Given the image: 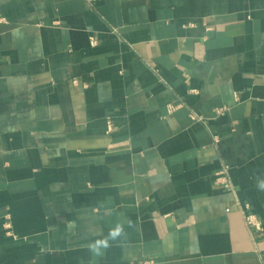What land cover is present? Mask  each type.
<instances>
[{
  "label": "crops",
  "instance_id": "obj_1",
  "mask_svg": "<svg viewBox=\"0 0 264 264\" xmlns=\"http://www.w3.org/2000/svg\"><path fill=\"white\" fill-rule=\"evenodd\" d=\"M260 182L264 0H0V264H264Z\"/></svg>",
  "mask_w": 264,
  "mask_h": 264
},
{
  "label": "clouds",
  "instance_id": "obj_2",
  "mask_svg": "<svg viewBox=\"0 0 264 264\" xmlns=\"http://www.w3.org/2000/svg\"><path fill=\"white\" fill-rule=\"evenodd\" d=\"M259 188L264 189V182H260L258 185ZM123 226L117 224L114 229H111L109 232L108 237L104 239L97 240L94 243L89 244V249L96 255H101V249H107L110 244V240H116L123 235Z\"/></svg>",
  "mask_w": 264,
  "mask_h": 264
},
{
  "label": "built area",
  "instance_id": "obj_3",
  "mask_svg": "<svg viewBox=\"0 0 264 264\" xmlns=\"http://www.w3.org/2000/svg\"><path fill=\"white\" fill-rule=\"evenodd\" d=\"M91 44L92 45H95L96 44V40L94 38H92L91 40ZM220 112V111H219ZM191 118L193 120H196V121H201L203 120V118L201 117H198V116H195V115H192ZM225 174V171L223 172H220V175H223ZM226 186L227 187H230V183L229 182H226ZM245 221L247 223V225L252 228L253 230L255 231H264V225H263V222L262 220H260L257 215L253 214V213H246L245 214Z\"/></svg>",
  "mask_w": 264,
  "mask_h": 264
}]
</instances>
